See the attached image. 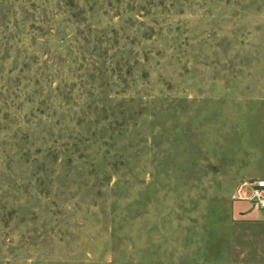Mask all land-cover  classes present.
I'll use <instances>...</instances> for the list:
<instances>
[{"label": "rangeland", "instance_id": "374dc122", "mask_svg": "<svg viewBox=\"0 0 264 264\" xmlns=\"http://www.w3.org/2000/svg\"><path fill=\"white\" fill-rule=\"evenodd\" d=\"M256 180L264 0H0V264H264Z\"/></svg>", "mask_w": 264, "mask_h": 264}, {"label": "built area", "instance_id": "2783aa9c", "mask_svg": "<svg viewBox=\"0 0 264 264\" xmlns=\"http://www.w3.org/2000/svg\"><path fill=\"white\" fill-rule=\"evenodd\" d=\"M242 200L249 201L254 208L264 213V180L253 181L249 189V195Z\"/></svg>", "mask_w": 264, "mask_h": 264}, {"label": "crops", "instance_id": "0c3cea01", "mask_svg": "<svg viewBox=\"0 0 264 264\" xmlns=\"http://www.w3.org/2000/svg\"><path fill=\"white\" fill-rule=\"evenodd\" d=\"M245 201H247V200H245ZM247 202H248V205L250 206V211H254V212H257L258 213L257 214L258 215L257 219L256 220H253V221L264 223V213L261 210H258L256 208H254L249 201H247Z\"/></svg>", "mask_w": 264, "mask_h": 264}]
</instances>
